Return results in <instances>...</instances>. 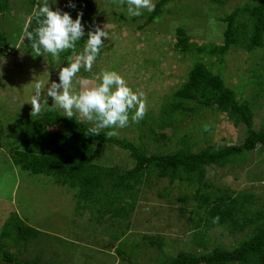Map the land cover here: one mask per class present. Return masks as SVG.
Wrapping results in <instances>:
<instances>
[{
	"label": "rangeland",
	"instance_id": "rangeland-1",
	"mask_svg": "<svg viewBox=\"0 0 264 264\" xmlns=\"http://www.w3.org/2000/svg\"><path fill=\"white\" fill-rule=\"evenodd\" d=\"M86 1L89 7L70 0H49L50 7L68 12L73 19L78 12L82 13L85 36L77 44L78 51L83 48L91 24L106 25L109 30L110 39L104 38L105 46L92 72L82 69L77 78L95 80L103 70L117 71L133 90L139 88L145 92L146 116L148 123L155 127L161 107L186 79L196 58L175 47L177 37L197 45L222 44L225 16L249 0H222V3L173 0L149 23L145 22L147 10L139 17L128 18L127 5L121 6L118 0ZM68 2L75 6H69ZM42 3L43 0H10L9 12L0 25L8 42L0 52V230L13 213L38 230L29 241L15 243L7 238L8 250L27 261L36 259L38 264H130L122 256L137 264H164L165 258L182 251L200 253L217 246L231 249L249 236L253 223L248 220L264 201V149L247 151L226 166L208 167L203 177L206 185L199 188L200 193L225 187L234 189L235 193H250L253 203L244 204L237 218L248 224L239 230H231L230 226L207 217L203 206H199L200 199L191 197L198 185H189L186 181L170 182L154 174L145 176L134 209L126 218H121L109 213L98 215L90 204L76 211L73 190L61 187L50 176L32 174L12 162L8 149L20 144L24 125L31 118V104L27 102L31 98V82L47 77L49 82H59V67L66 66L71 55H62L57 64L47 53L35 55L21 41L24 24L36 5ZM200 58L213 72L221 73L225 84L236 91L239 99L251 103L254 127L261 126L264 91L260 96L255 94L262 79L258 74H264V45L252 51L242 45L231 47L222 61L211 55ZM44 99L51 106V97L45 95ZM54 109L63 115L62 109ZM175 118L177 121L171 122L170 127L155 128L157 141L148 131L140 138L141 130L134 126L140 122L131 121L118 130V137L137 145L144 143L149 151L166 152L178 148L183 137L188 138L193 150H199L208 145L216 148L239 144L246 135L245 125H235L216 108L200 109L197 115L187 112L184 118L176 114ZM206 124L208 131L204 130ZM160 133L165 134V139L159 138ZM93 160L122 168L134 163L127 150L113 145L96 144ZM181 196H187V200L180 201ZM142 235L158 237L161 245L147 243ZM195 239L203 245L194 243Z\"/></svg>",
	"mask_w": 264,
	"mask_h": 264
},
{
	"label": "trees",
	"instance_id": "trees-1",
	"mask_svg": "<svg viewBox=\"0 0 264 264\" xmlns=\"http://www.w3.org/2000/svg\"><path fill=\"white\" fill-rule=\"evenodd\" d=\"M171 1L173 0H157L155 11L148 12L145 22H151ZM211 1L222 3V0ZM70 2L82 3L89 7L86 0H70ZM9 8L10 0H0V25ZM225 21L222 44L197 45L187 38L177 37L175 47L181 52L188 51L196 56L187 72V77L173 90L170 101L161 107V116L155 127L148 123L146 115L134 126L141 130L140 138L147 135L144 132L148 131L157 141L158 133L155 128L170 127L171 122L177 121L176 114L184 118L187 112L197 115L200 109L216 108L224 112L235 125L239 123L245 125L246 135L241 143L216 148L208 145L193 150L188 138L183 137L179 140L178 148L166 152H153L149 151L144 143L137 145L124 137L107 138L103 133L97 136L85 135L91 126L89 122H82L76 116L69 119L54 108L46 107L47 110L40 116L31 117L26 121L20 144L8 149L12 162L32 174L50 176L61 187L73 190L76 211L87 208L90 204L95 207L98 215L109 213L121 218H126L127 213L134 209L140 185L146 180L145 176L154 174L157 178H167L170 182L186 181L189 185H198L191 197L193 200L200 199L199 206H203L207 217L218 218V224L228 225L231 230L243 229L248 222L238 221V210L240 211L246 203H253L250 193L245 191L235 193V190L229 187L200 193L199 188L206 185L203 177L208 167L226 166L242 158L247 151L264 149V123L258 128L254 127L251 103L246 99H239L236 91L225 84L221 73L213 72L200 57L217 56L218 61H222L231 47L242 45L247 51L262 47L264 0H249L237 6L225 16ZM94 25L96 24H91L92 30ZM35 26L33 23L32 28ZM5 36L0 29V52L8 44ZM23 41L27 48L31 47L29 41L26 39ZM68 54L70 52L61 56L65 57ZM258 76L262 79L258 82L260 89L255 96H260L264 91V74ZM108 130L105 129L104 132ZM164 137V133L159 134L160 139H165ZM96 144L113 145L127 150L134 162L133 165L122 168L117 164L105 165L95 162L93 156ZM178 199L185 202L187 196ZM248 221L253 223L252 233L234 248L217 246L210 251L200 253L182 251L173 257L165 258L164 264H264V201ZM37 233L38 230L26 225L15 213L11 214L0 230V262L38 264L36 259L27 261L17 257L8 250L9 244L6 240L9 238L15 243L29 241ZM141 238L149 244L161 245L158 237L142 235ZM192 241L197 245H203L197 239ZM117 252L120 254L119 251ZM122 257L128 259L130 264H137L129 257Z\"/></svg>",
	"mask_w": 264,
	"mask_h": 264
},
{
	"label": "clouds",
	"instance_id": "clouds-1",
	"mask_svg": "<svg viewBox=\"0 0 264 264\" xmlns=\"http://www.w3.org/2000/svg\"><path fill=\"white\" fill-rule=\"evenodd\" d=\"M127 5L128 18L139 17L143 11L154 12L153 0H118ZM74 7V4H69ZM33 23L36 25L32 28ZM31 29V30H30ZM85 36L82 13L78 12L73 19L66 11L49 6V0L36 5L23 26L21 41L27 40L35 55L49 54L59 64L62 53L70 52L67 65L59 67V82H49L35 78L32 83L31 117H37L48 108H59L63 116L72 119L74 115L91 126L85 135L97 136L101 133L107 138L118 137L119 129L129 122L139 123L147 114V97L143 90H133L126 79L114 70H103L95 80L77 78L78 73L92 72L101 48L105 46L104 38L110 39L109 30L104 25H94L88 30L87 39L83 40L82 50L77 44ZM2 71V69H0ZM45 95L51 97L48 105ZM105 129H109L104 132ZM204 130L208 131L206 124ZM218 218H214L216 222Z\"/></svg>",
	"mask_w": 264,
	"mask_h": 264
}]
</instances>
